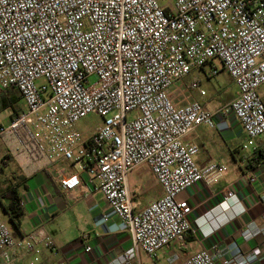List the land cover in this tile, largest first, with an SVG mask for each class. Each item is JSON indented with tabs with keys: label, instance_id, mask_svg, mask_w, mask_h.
Here are the masks:
<instances>
[{
	"label": "built area",
	"instance_id": "obj_1",
	"mask_svg": "<svg viewBox=\"0 0 264 264\" xmlns=\"http://www.w3.org/2000/svg\"><path fill=\"white\" fill-rule=\"evenodd\" d=\"M219 62L237 87L236 97L213 112L200 101L176 103L184 93L206 95L194 76ZM264 0H0V90L15 88L25 111L0 125V139L14 138L32 159L67 161L80 171L61 176L71 195L86 185L102 192L126 225L132 246L109 264H142L140 252L156 260L160 251L196 234V208L180 196L205 182L211 185L228 167H200V147L185 138L198 127H216L215 117L235 118L249 137L248 150L264 136ZM182 92V93H183ZM90 114L102 117L95 133L77 129ZM150 167L163 196L138 211L128 185L136 167ZM263 160L243 177L255 184ZM230 185L206 217L227 222L225 208L246 213ZM264 204V199H263ZM264 220V213L262 214ZM219 223V221H217ZM264 235L251 224L250 241ZM40 245L56 251L45 226L16 237L0 214V249L8 264L19 252L41 264ZM86 247V252L91 251ZM254 250L227 258L220 248L203 250L169 264H254ZM221 260L219 263L218 261ZM56 264H68L59 262Z\"/></svg>",
	"mask_w": 264,
	"mask_h": 264
},
{
	"label": "crops",
	"instance_id": "obj_2",
	"mask_svg": "<svg viewBox=\"0 0 264 264\" xmlns=\"http://www.w3.org/2000/svg\"><path fill=\"white\" fill-rule=\"evenodd\" d=\"M215 66L219 70L218 75L224 74L228 79L227 98L223 100L215 89L209 92L204 87V96L197 91L188 94L190 101H200L207 110L213 112L227 104L228 97L234 99L238 92L234 81L222 66L216 63ZM206 68L199 73L210 79L212 77L208 76ZM258 92L264 102V86ZM25 108V102L17 89L0 90V125L9 124ZM215 121V128L202 125L185 138L186 143L200 147L197 157L200 167L212 163L228 167L226 174L217 182L211 185L198 183L180 196V199H187L196 208L191 216L196 234L164 248L154 261L140 252L142 264H169L168 259L173 254H178L183 261L203 250L212 252L215 247L222 249L227 258L254 250L258 253L254 264H264V235H258L250 241L243 236L251 224L264 226V165L256 171L258 179L255 184H250L243 177L255 166L253 158L256 154L264 153V136L258 138L253 147L244 150L249 137L239 122L235 118L220 115L215 117ZM78 171V165L64 160H34L15 143L14 138L0 139V214L10 222L16 237L25 236L39 226H45L54 240L56 251L40 245L41 264H109L132 246L126 225L116 216L105 195L86 185L89 177L87 173L82 174L85 184L81 189L71 195L63 191L59 183L61 176ZM232 184L246 213L238 215V209L233 205L231 209L225 208V214L229 217L227 222L213 218L221 213L220 210L214 212L215 216L206 217L208 212L219 206L225 190ZM128 185L138 211L163 196L161 185L146 164L129 173ZM12 191L19 195L23 209L20 230L12 224L6 211L12 202ZM87 246L92 248L90 252H86ZM19 255V252L13 253L10 264L30 263V256ZM0 264H8L1 249Z\"/></svg>",
	"mask_w": 264,
	"mask_h": 264
},
{
	"label": "rangeland",
	"instance_id": "obj_3",
	"mask_svg": "<svg viewBox=\"0 0 264 264\" xmlns=\"http://www.w3.org/2000/svg\"><path fill=\"white\" fill-rule=\"evenodd\" d=\"M216 65H221L219 62H215ZM211 71V67L206 68L207 74ZM201 81H202V86L210 91H213L214 89L220 93L222 96L221 98L225 100L227 98V88L229 87L228 79L226 75L224 74H219L215 77H212L210 79H206V77L202 73H195ZM193 77H189L184 80L182 87V91L179 90L175 94H173L174 97H176L175 101L176 103L182 105L186 101L185 99L187 98L188 100V94L189 93H184L183 89L187 83H189L192 80ZM183 92V93H182ZM231 100H233V97H228L226 100V103H229ZM103 119L99 115L96 114H90L86 118L82 119L79 124L77 129L82 133L84 137H89L93 133L96 132V130L99 128L100 125H102Z\"/></svg>",
	"mask_w": 264,
	"mask_h": 264
},
{
	"label": "trees",
	"instance_id": "obj_4",
	"mask_svg": "<svg viewBox=\"0 0 264 264\" xmlns=\"http://www.w3.org/2000/svg\"><path fill=\"white\" fill-rule=\"evenodd\" d=\"M253 160L256 161L255 166L260 163L263 160V152L257 153ZM255 166H253L251 169L255 168ZM21 206L22 205L20 202L19 195L16 193V191H12V202L11 204H9L8 207H6V211L10 217V221L16 227L17 230H20L21 221L24 216L23 209L21 208Z\"/></svg>",
	"mask_w": 264,
	"mask_h": 264
}]
</instances>
